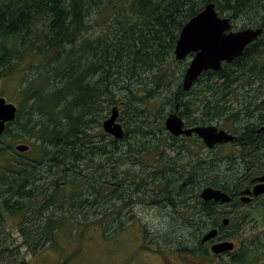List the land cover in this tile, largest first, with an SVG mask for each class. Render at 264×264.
<instances>
[{"label":"trees","instance_id":"16d2710c","mask_svg":"<svg viewBox=\"0 0 264 264\" xmlns=\"http://www.w3.org/2000/svg\"><path fill=\"white\" fill-rule=\"evenodd\" d=\"M208 1L220 16L240 20V28L263 32L242 55L204 71L184 91L188 61L174 75V47L180 28ZM94 26L100 33L91 34ZM2 78L14 80L20 98L0 135V264H30L26 250L29 257L48 248L62 252L64 243H83L92 225L113 236L135 220L128 209L143 202L169 210L167 220L181 233L174 236L169 225L154 234L143 225L145 249L206 257L201 235L222 225L221 216L238 231L237 217L199 192L205 186L232 192L246 158L257 153L234 144L214 158L197 136L164 131L160 113L167 104L187 126L215 124L238 137L264 121V0H0ZM171 80L174 92L167 89ZM120 104L124 137L106 138L100 130L97 138L95 114ZM153 121L158 125L148 131ZM21 140L33 145V155L7 157ZM130 156L133 166L125 162ZM227 171L239 174L237 182L225 181ZM18 213L24 249L4 240V219ZM248 247L243 243L227 264L257 259L258 246Z\"/></svg>","mask_w":264,"mask_h":264},{"label":"rangeland","instance_id":"374dc122","mask_svg":"<svg viewBox=\"0 0 264 264\" xmlns=\"http://www.w3.org/2000/svg\"><path fill=\"white\" fill-rule=\"evenodd\" d=\"M235 25V29L240 28V20L237 21ZM97 30L100 33L101 26H94V28L91 30V34H96ZM189 59L190 57H187L183 60L187 62ZM183 60L175 59V62L172 64L174 75L180 74L181 67L183 66ZM142 75L143 79H147V74ZM138 79L139 78L135 79L134 82L137 83ZM167 85V89H171L172 92L175 91L176 84L172 83V80ZM169 95H171V92L169 93ZM0 96L5 97L7 101L12 102L16 105V101L20 98V94L14 80L9 78L0 79ZM162 97L164 98L165 96ZM114 106L119 107L117 108V121L120 122L121 125H123V120H121L120 116V114L122 115V113L120 112V110L122 111V109H120L121 104L112 105L109 106V108L106 107L104 112H99V115L98 113L95 114L97 120L101 119L103 115L105 116L103 119H101V125H99V128H97V120L93 121L94 123H92L93 128L91 129V133L96 135L97 138L100 135V130L105 134L106 138L108 137L109 134H106L102 128V122L110 115V110ZM170 109V105L166 104L160 113V115L164 114V118L162 121L163 126L164 119L168 115V112H170ZM157 120H160V118H157ZM156 125L158 124L154 123L153 121V123L149 125L148 131H150L151 127ZM14 128L15 127H12V129ZM164 131H166L165 127ZM3 140L5 141V139ZM145 140L146 143L149 142L148 137ZM18 143L28 144L29 149L25 152L17 151L15 149V145ZM223 146V148H213L211 149L212 151L210 149H207L205 146L204 148L205 151L211 154V156H213L214 158L220 157L225 153H229L236 148L233 144H224ZM34 149L35 148L33 147V145H30V143L28 142H25L23 140L17 142L15 141L13 143V150H9V152L7 153V157L12 158V156H14L16 158L23 159L24 157L20 156L21 154H23L24 156L28 154L29 157L30 155H33ZM14 150L16 152V155L13 152ZM129 159L130 160H125V162L128 161L127 164L129 166H133V164L131 163V156ZM237 160L238 159H236V161ZM240 169L241 167L239 166V169L237 171H233L239 172ZM223 175L225 176V181H228L229 184H231L234 180H236L237 176H239V174L232 175V171H227L226 173L223 172ZM39 182L42 183L44 181L39 180ZM3 190L4 186H0V195L4 193ZM260 202L243 207V209H241L242 214L245 213L247 217H249L246 220L247 222L241 224V231L238 230V232H234L235 230L232 228H230L229 230V233L231 234L234 232V237H232L231 241L236 242L237 245H240L242 241L245 245L247 241L251 240L252 244H246L249 246L248 249L250 247L254 248L255 246H258L259 249L256 252L257 259L248 264H264V197ZM130 209H132L133 211L135 220L133 221V223L131 222V224H128V226L119 229V231L113 236L104 237L100 232V228H97L95 225H90L91 227L86 230V237L83 243L78 244L75 241L71 240L70 242L64 243L62 252L54 251L53 248H48L43 250L36 256L29 257L30 253H28L27 250L24 254L25 256H27V258L30 259V264H169L167 261H171V263L175 264H227L228 259L232 256L214 257L213 255H208L204 257L203 255L194 256L189 254H180L173 250H166L167 252L165 250L161 252H155L151 249H145L141 246L140 239V233L143 225L148 229L149 232L155 234V232L166 230L169 225L171 226L170 230L175 231V228L178 229L177 224L175 223L173 225L172 219H170V221L167 220L168 216L166 211L169 212V210H166V208L160 207L155 204H148L147 202H143L141 204H136L130 207L128 210ZM93 218L94 217L92 216L91 220ZM20 220L21 213L6 217L4 219L3 224L5 227V231L9 230L7 234H5L4 240L6 243L10 242L12 246L20 245L21 248L24 249V245H22V238L19 239L16 235V226ZM181 228L184 227L182 226ZM173 235L180 236L181 233L175 231ZM254 253L255 252L250 253V256H253ZM231 264L237 263L233 262Z\"/></svg>","mask_w":264,"mask_h":264},{"label":"water","instance_id":"95a60500","mask_svg":"<svg viewBox=\"0 0 264 264\" xmlns=\"http://www.w3.org/2000/svg\"><path fill=\"white\" fill-rule=\"evenodd\" d=\"M232 28L231 19L226 16H220L215 9V4L211 1L206 2L199 12L183 24L174 47V57L177 60H181L190 53L193 54L182 78L181 86L184 91H188L204 71H217L222 67L223 63H230L242 55L246 46L257 40L263 32L262 27H245L237 30ZM16 111L17 107L14 103L8 102L4 97L0 96V135L4 131L6 124L15 119ZM117 117L118 109L114 106L110 110V115L103 120L102 128L106 134L116 139H121L124 137V129L121 123L117 121ZM164 126L174 136L196 134L209 149L217 144L227 143L234 139L232 133L219 129L214 125L185 127L184 120L177 112H171L165 117ZM28 148L29 146L24 143L15 145V149L19 152L27 151ZM256 179L263 181L264 175ZM262 192H264V184L255 186L253 190L255 195ZM242 193H247V191ZM199 197L203 201L213 200L220 203L229 202L232 198L225 190L212 186L202 188L199 192ZM241 200L249 201V198L242 196ZM228 222V218L222 219L224 225H227ZM216 234V228L206 231L201 237V242L208 241ZM232 248L233 243L229 240H224L213 244L210 250L219 254L232 250Z\"/></svg>","mask_w":264,"mask_h":264},{"label":"flooded vegetation","instance_id":"af4514ba","mask_svg":"<svg viewBox=\"0 0 264 264\" xmlns=\"http://www.w3.org/2000/svg\"><path fill=\"white\" fill-rule=\"evenodd\" d=\"M177 107H178V105H177ZM171 112H173V111H170L169 113H171ZM257 114H258V111H256L255 115H257ZM184 123H185V127H189V126H187L185 120H184ZM207 125L216 126L215 124H207ZM191 126H194V125H191ZM216 127H218V126H216ZM218 128H220V127H218ZM224 130H226V129H224ZM226 131H228V130H226ZM228 132L232 133V135L234 136V139H233V141H230V142L225 143V144H230V145L231 144H233V145L234 144H238V145L240 144L245 148L246 152H248L251 149V147H253L252 150L257 153L256 157H254V158H246V161H245L246 163H244V169L245 170L243 169L241 181L239 180L240 182L236 186L232 187V192H228L232 196L231 200L229 202L221 204L229 212V215L237 217L238 230L241 231V229H242L241 224H243L244 222H247L246 220L249 218V217H247V215L245 213L242 214L241 209H243V207H246V206H249L252 204H257L258 202L262 201V198L264 197V192H262L258 195H255L253 193L255 186H257L258 184H264V180L259 181L256 179V178L264 175V121L263 120L255 121V125L253 127V130L251 132H249L248 134H245L243 137H238L237 133H234L231 131H228ZM251 141L255 142V144H253L252 146L250 144V143H252ZM255 150H257V151H255ZM243 191H247V193H242ZM242 196H245V197L247 196V198H249V201L241 200ZM223 217L224 216H221V219ZM244 217H246V218L244 219ZM221 219H220V221H221ZM221 224H222V222H221ZM221 226H224V227L227 226V227L222 228ZM214 227L217 229L216 236H214L213 238H211L205 242L200 241L201 244L203 245V247L207 250L209 256L213 255L214 257H230L232 254H234L236 251H238L241 248L243 241L240 243V245H237L236 242L232 241L233 242L232 250L224 251V252L219 253V254H215V253L211 252L210 248L213 244L218 243L220 241H224V240L231 241V239H232L231 235L229 234L228 224L227 225H223V224L220 225V224L216 223V226H214ZM250 242H251V240L247 241L248 244ZM167 262L169 264H175V263H171V261H167Z\"/></svg>","mask_w":264,"mask_h":264}]
</instances>
